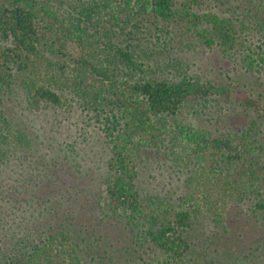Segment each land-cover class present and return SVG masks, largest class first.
<instances>
[{
	"label": "trees",
	"instance_id": "trees-1",
	"mask_svg": "<svg viewBox=\"0 0 264 264\" xmlns=\"http://www.w3.org/2000/svg\"><path fill=\"white\" fill-rule=\"evenodd\" d=\"M216 1L218 10L205 0H0V98L15 97L36 115L75 111L95 121L87 124L95 132L81 135L100 170L82 197L52 203L63 218L25 226L0 245V264H103L99 241L116 227L139 254L131 264H261L264 94L238 96L253 112L247 125L216 134L199 122L231 89L176 54L202 45L232 57L247 48L244 62L264 69V1ZM230 2L233 11L220 9ZM8 113L0 107V172L37 142L32 124ZM60 145L44 158L79 153ZM153 155L185 174L176 197L140 188L142 163ZM245 198L261 242L216 261L210 232L226 231L228 205Z\"/></svg>",
	"mask_w": 264,
	"mask_h": 264
},
{
	"label": "rangeland",
	"instance_id": "rangeland-1",
	"mask_svg": "<svg viewBox=\"0 0 264 264\" xmlns=\"http://www.w3.org/2000/svg\"><path fill=\"white\" fill-rule=\"evenodd\" d=\"M260 1L237 0L236 3H241L243 8H252ZM205 2L204 8L213 7L218 10L216 6L219 5L218 1L205 0ZM234 8L236 5L231 2L220 6V9L228 12L233 11ZM255 42L252 44L257 47ZM244 50L246 52L242 51L229 57L217 46L198 45L176 53L186 57L191 64V71L223 82L231 89L230 96H219L211 102L209 115L204 116L199 122L216 134L229 129L238 130L247 125L253 112L241 103L238 96L249 93L255 94L258 98V93L264 94V69L255 63L250 67L249 62H244L249 52L247 48ZM0 107L15 117L14 119L23 127L32 124L37 132L35 148L27 153L28 156L15 157L12 163L0 172V245H6L11 238H19L23 235L25 226L42 228L63 218L61 213H56L63 210H58L52 203L56 199H65V202H68L71 198L75 199V196L82 197L84 189L90 186L88 182L93 183L94 178H99L100 170L93 162V151L89 149L81 135L84 130L88 133L95 132L92 126L87 125L91 121L95 123L89 117L84 118L85 121L81 120L76 116L75 111L58 117L36 115L31 113L26 105L20 104L15 97L10 99L9 96L0 98ZM90 138L92 140L93 137ZM50 141H53L57 147H59L58 143L61 144L60 147L62 146L64 150H68V146L72 145L73 149H79V153L76 155L72 151L61 152L60 155L54 154V159L46 160L43 150L51 154L57 150ZM164 159L154 155L145 158L138 184L143 192L170 194L176 197L182 193L185 174L179 169L168 167L169 163ZM87 170H89L88 174ZM83 186L85 188H82ZM78 188L81 190L80 194ZM250 201V198H245L239 206L235 201L231 202L226 214L228 217L226 231L214 228L210 232L211 250L216 261L229 260L228 258L233 254L252 251V248L260 244L262 236L260 223L251 213H248V216L243 209V206ZM52 208L55 211L51 212ZM116 228H110L112 231L108 239L101 238L99 241L103 250L102 256L106 255L103 264H131L128 259L131 257L135 259L139 254L130 245L125 232ZM260 249L261 264H264V250Z\"/></svg>",
	"mask_w": 264,
	"mask_h": 264
}]
</instances>
